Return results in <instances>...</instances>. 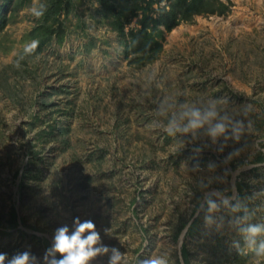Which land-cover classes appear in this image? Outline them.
<instances>
[{
	"label": "rangeland",
	"instance_id": "rangeland-1",
	"mask_svg": "<svg viewBox=\"0 0 264 264\" xmlns=\"http://www.w3.org/2000/svg\"><path fill=\"white\" fill-rule=\"evenodd\" d=\"M223 1L224 15L161 26L159 57L137 68L99 0H0L5 264L62 259L56 232L77 219L99 236L88 264H264L241 231L264 225V0ZM191 108L217 117L170 133Z\"/></svg>",
	"mask_w": 264,
	"mask_h": 264
},
{
	"label": "trees",
	"instance_id": "trees-1",
	"mask_svg": "<svg viewBox=\"0 0 264 264\" xmlns=\"http://www.w3.org/2000/svg\"><path fill=\"white\" fill-rule=\"evenodd\" d=\"M99 3L103 10L112 13L113 25L127 38L126 59L137 68L159 57L163 49L161 26L170 32L181 23L192 22L197 16L224 15L230 10V4L223 0H99ZM154 6H159L157 16L153 15ZM134 20L135 26L127 29ZM54 32L45 34V42L53 38ZM198 220L196 218L191 223L189 230H194ZM13 222L17 224L15 214ZM182 255L185 260L189 256L185 246ZM55 256L60 259L59 253L56 252Z\"/></svg>",
	"mask_w": 264,
	"mask_h": 264
},
{
	"label": "clouds",
	"instance_id": "clouds-1",
	"mask_svg": "<svg viewBox=\"0 0 264 264\" xmlns=\"http://www.w3.org/2000/svg\"><path fill=\"white\" fill-rule=\"evenodd\" d=\"M34 15H42L40 10L33 9ZM217 117V112L214 108H210L205 112H201L197 108L185 110L180 114L179 119L182 121L187 118V122L181 127L177 118L173 117L168 124V130L179 132H188L203 127L205 123H210L213 118ZM225 132V124L217 122L209 128V134L213 137L222 135ZM210 208H215L216 205L209 201ZM244 233V238L249 248H252L257 255H264V240H261L257 245V236L264 233V225L248 224L241 229ZM86 234V235H85ZM99 239L98 233L95 231V224L92 221L80 222L76 220V227L74 232H69L65 226L57 230L55 236L54 250L63 254V258L54 261L53 264H88L91 257H94L100 249L93 246ZM107 251V249H104ZM120 256L117 254L113 257V264L119 260ZM29 256L24 253L20 256L14 257L7 261V264H28ZM0 264H5V255L0 254ZM140 264H167L163 256H157L142 260Z\"/></svg>",
	"mask_w": 264,
	"mask_h": 264
}]
</instances>
